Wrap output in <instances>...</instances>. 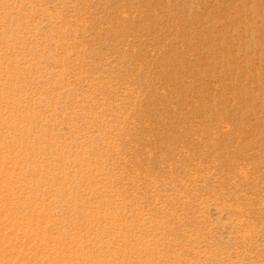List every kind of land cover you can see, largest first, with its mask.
Segmentation results:
<instances>
[{"label": "rangeland", "instance_id": "1", "mask_svg": "<svg viewBox=\"0 0 264 264\" xmlns=\"http://www.w3.org/2000/svg\"><path fill=\"white\" fill-rule=\"evenodd\" d=\"M0 264H264V0H0Z\"/></svg>", "mask_w": 264, "mask_h": 264}]
</instances>
